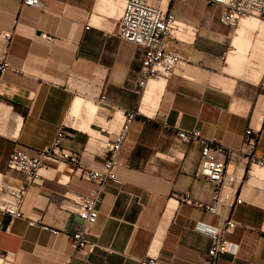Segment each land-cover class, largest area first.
<instances>
[{
    "label": "crops",
    "instance_id": "1",
    "mask_svg": "<svg viewBox=\"0 0 264 264\" xmlns=\"http://www.w3.org/2000/svg\"><path fill=\"white\" fill-rule=\"evenodd\" d=\"M40 2L0 0V62L9 64L0 74V184L25 190L24 217L0 212V252L11 264H62L69 256L71 264H207L211 238L196 225L219 228L232 215L237 226L227 237L237 250L217 264H264L262 172L249 175L244 155L227 158L241 203L211 214L176 196L208 203L215 189L196 177L201 146L180 140L181 130H198L230 152L249 127L260 128L255 153L264 159L262 24L251 19L232 29L206 0H152L186 26L183 41L173 40L183 60L170 79H151L140 91L144 48L118 34L122 0ZM129 110L138 115L119 155V182L106 184L89 230L99 247L74 253L68 233L81 220L69 196L96 188L81 169L103 165ZM61 131V146L79 163L44 157L41 180L31 184L8 168L12 152L37 155Z\"/></svg>",
    "mask_w": 264,
    "mask_h": 264
},
{
    "label": "built area",
    "instance_id": "2",
    "mask_svg": "<svg viewBox=\"0 0 264 264\" xmlns=\"http://www.w3.org/2000/svg\"><path fill=\"white\" fill-rule=\"evenodd\" d=\"M124 7L118 22V34L124 40L137 44L144 48V57L141 67V78L138 83L140 91H143L149 80H168L174 74L176 68L182 62L181 53L174 48L173 40L183 41L181 33L186 26L181 23L175 14L155 4L152 0H122ZM186 2L187 0H178ZM209 4L220 8L219 20L221 24L236 29L242 18L246 16H257L264 20V0H206ZM27 6H39L40 0H23ZM52 39L47 34L43 35ZM7 41L12 39L11 33L4 34ZM9 68L7 61L0 62V74ZM264 90V80L261 83ZM104 97H102L103 99ZM138 111H126L123 118L121 130L116 134L114 140L107 142V157L100 168H82V177L96 183V188L88 195L72 194V200L81 224L68 233L70 245L74 253L91 255L99 245L89 239V230L98 219V205L101 202V194L108 182H119L116 174L118 159L126 136ZM63 131L59 132L50 146L43 148L37 155H30L24 150H15L8 158L7 166L11 170L22 172L28 183H37L41 180L40 170L42 159L50 157L61 162L79 163V156L69 152L61 146ZM180 140L197 143L201 146V161L196 171V177L210 181L215 189L211 202L203 203L194 201L189 194H176L185 202L203 208L211 214H220L223 206L234 207L242 202L239 191V182L234 173L227 167L229 155H244L248 163V174L254 175L255 170L262 172L261 180L264 183V159L257 157L255 149L260 143L263 133L260 128L249 127L244 134L242 146L238 151L228 152L224 146L215 140L203 137L198 130L178 132ZM25 190L10 184H0V212L9 214L13 218L24 217L21 204L24 200ZM237 224L228 215L219 228L198 223L196 230L206 233L211 238V244L204 259L207 264H217L218 258L226 253H234L237 246L228 239ZM44 230L53 235L60 233L59 229L47 225ZM72 256H69L62 264H71ZM0 264H11V260L0 252ZM143 264H159L154 258L143 260Z\"/></svg>",
    "mask_w": 264,
    "mask_h": 264
},
{
    "label": "bare ground",
    "instance_id": "3",
    "mask_svg": "<svg viewBox=\"0 0 264 264\" xmlns=\"http://www.w3.org/2000/svg\"><path fill=\"white\" fill-rule=\"evenodd\" d=\"M251 16H253V15L246 16V17L242 18V19H241V21H240V23H239V25H238V27L241 25L242 21L248 20V19H250V18H253V19H257V18H258V17H257V18H255L254 16H253V17H251ZM258 20H260V18H259ZM261 21H263V22H264V20H262V19H261ZM238 27H237V28H238ZM237 28H236V29H237ZM188 30H189V29H188ZM79 101H80V100H79ZM81 102H82V101H81ZM81 105H82V104H81ZM81 105H78V106H80V107H81ZM86 106H87V108L89 107V105H86ZM92 108H93V107H91V109H92ZM93 109H95V108H93ZM93 109H92V111H95V110H93Z\"/></svg>",
    "mask_w": 264,
    "mask_h": 264
},
{
    "label": "rangeland",
    "instance_id": "4",
    "mask_svg": "<svg viewBox=\"0 0 264 264\" xmlns=\"http://www.w3.org/2000/svg\"><path fill=\"white\" fill-rule=\"evenodd\" d=\"M251 17H253V16H251ZM255 18H257V16H254ZM251 19H253V18H250V19H248V20H251ZM259 19V17L257 18V19H255V22H259V23H261L262 24V27H263V29H264V22L263 21H261V18H260V20H258ZM263 20V19H262ZM182 36H183V33H181V38H182Z\"/></svg>",
    "mask_w": 264,
    "mask_h": 264
}]
</instances>
